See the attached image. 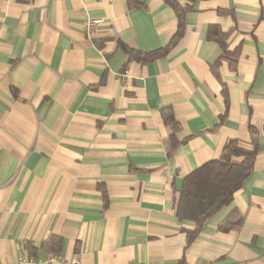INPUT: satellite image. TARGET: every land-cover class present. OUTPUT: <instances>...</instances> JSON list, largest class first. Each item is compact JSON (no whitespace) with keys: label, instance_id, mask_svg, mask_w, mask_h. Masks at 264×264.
<instances>
[{"label":"crops","instance_id":"0c3cea01","mask_svg":"<svg viewBox=\"0 0 264 264\" xmlns=\"http://www.w3.org/2000/svg\"><path fill=\"white\" fill-rule=\"evenodd\" d=\"M172 1L190 8L178 44L122 71L119 43L151 52L175 34L163 0H0V264H264V0ZM214 28L235 64L213 66ZM163 108L184 142L170 156ZM249 128L250 177L188 241L183 179L230 140L250 149ZM51 237L60 256L38 250Z\"/></svg>","mask_w":264,"mask_h":264},{"label":"trees","instance_id":"16d2710c","mask_svg":"<svg viewBox=\"0 0 264 264\" xmlns=\"http://www.w3.org/2000/svg\"><path fill=\"white\" fill-rule=\"evenodd\" d=\"M163 1L166 5L176 10L178 26L175 34L165 48L151 52H139L119 43V48L123 50L127 57L122 71H125L126 67L132 62L147 65L165 58L182 38L185 30V14L190 8H180L172 0ZM196 1L203 0H192V2ZM213 30L209 33V39L215 41L222 48V53L213 66H216L225 59L231 60L235 64L236 55H229L226 52L227 35L221 34L217 28ZM223 94L227 102L226 89H223ZM160 115L163 124L172 130V134L168 140V155L170 156L184 143L175 140V136L181 131V127L175 119L171 108H163L160 111ZM248 131L251 142L250 149L242 148L237 140H230L223 146L218 159L203 164L183 179L182 187L176 201L175 216L180 221H190L195 224L194 232L187 236L188 241L195 238L206 223L212 221L224 208L231 204L234 193L250 177L254 159L259 151V145L256 130L249 128ZM234 159H241V161L235 162ZM239 224L240 220L238 219L234 226L238 228L240 226ZM222 230H227V228H222ZM24 248L30 256H35L38 250L49 255L60 256L62 239L59 237H51L48 241L42 242L38 250L33 247V244L26 242L24 243Z\"/></svg>","mask_w":264,"mask_h":264},{"label":"built area","instance_id":"2783aa9c","mask_svg":"<svg viewBox=\"0 0 264 264\" xmlns=\"http://www.w3.org/2000/svg\"><path fill=\"white\" fill-rule=\"evenodd\" d=\"M7 1H15V0H7ZM101 23V20L91 18L86 21L85 23V30L87 33H92L93 30ZM16 264H32L31 260H29L27 257L22 256L21 258L18 259ZM71 264H78L77 260H73Z\"/></svg>","mask_w":264,"mask_h":264}]
</instances>
